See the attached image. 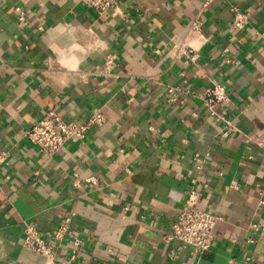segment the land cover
Here are the masks:
<instances>
[{"label": "crops", "instance_id": "crops-1", "mask_svg": "<svg viewBox=\"0 0 264 264\" xmlns=\"http://www.w3.org/2000/svg\"><path fill=\"white\" fill-rule=\"evenodd\" d=\"M204 1L122 0L121 14L100 15L83 0H0V264H46L23 247L25 226L51 239L67 214L83 239L76 264H264L253 229L264 224V0ZM235 5L250 12L239 32ZM196 19L207 43L187 65L175 48ZM215 84L230 98L218 109L237 127L228 137L201 100ZM169 86L183 103L168 102ZM93 109L105 123L52 158L26 139L49 111L81 122ZM194 187L219 218L214 242L173 259L163 237Z\"/></svg>", "mask_w": 264, "mask_h": 264}, {"label": "built area", "instance_id": "built-area-1", "mask_svg": "<svg viewBox=\"0 0 264 264\" xmlns=\"http://www.w3.org/2000/svg\"><path fill=\"white\" fill-rule=\"evenodd\" d=\"M85 4L98 14L102 15L107 11H114L121 14L122 0H83ZM217 0H205L203 8H209ZM19 21L28 25L27 11L20 6L15 8ZM232 23L231 29L234 32L243 31L248 23L250 12L248 9H242L235 5L231 8ZM44 31L43 27L38 28ZM207 39L203 31V22L199 19L193 21L188 29L186 40L176 46L175 54L182 58V61L189 65L194 64L200 57V52ZM227 49L223 50L227 53ZM115 56H108L106 65L113 66ZM230 63L229 60H227ZM169 103H183L180 100L184 91L178 86H169L167 88ZM203 106L208 110L211 117L222 123V136L228 137L230 133L237 132V127L228 117L226 110L218 111L219 107L230 102L227 88L222 84H215L205 90L201 97ZM195 116V115H194ZM106 121L104 114L100 109H93L91 114L81 122L66 121L56 112L46 113L29 131L25 133L26 139L36 146L44 157L52 158L60 151L64 150L73 141H83L88 133L95 127L104 124ZM8 152H0V167L7 163ZM197 170L202 169L204 160L196 154L193 158ZM38 173L36 172L35 175ZM87 183L96 184L94 179H87ZM75 182V186H78ZM202 193L196 187L188 192V197L178 213L173 224L172 231L163 237L167 244L177 245V248L171 250V257L176 259L177 253L186 248H190L196 255L202 256L207 253L214 242V228L218 217L209 211L199 207ZM261 205H264L262 200ZM255 231L264 232V224H254ZM23 247L36 255L46 259V264H57L56 251L65 241L69 242V257L67 264H76L80 251L83 246V239L75 229L73 224V215L67 214L63 217L56 228L51 239H47L37 224L25 226ZM252 243V240H249Z\"/></svg>", "mask_w": 264, "mask_h": 264}]
</instances>
